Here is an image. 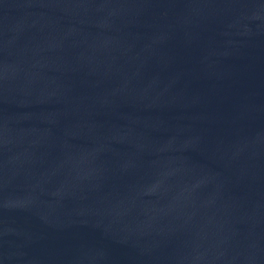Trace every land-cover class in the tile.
Returning <instances> with one entry per match:
<instances>
[{"label":"water","instance_id":"water-1","mask_svg":"<svg viewBox=\"0 0 264 264\" xmlns=\"http://www.w3.org/2000/svg\"><path fill=\"white\" fill-rule=\"evenodd\" d=\"M0 264H264V0H0Z\"/></svg>","mask_w":264,"mask_h":264}]
</instances>
